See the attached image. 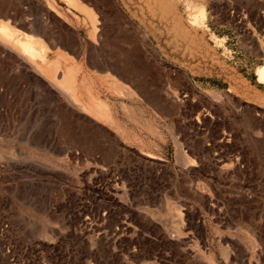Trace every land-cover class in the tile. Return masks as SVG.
I'll use <instances>...</instances> for the list:
<instances>
[{
  "label": "rangeland",
  "instance_id": "1",
  "mask_svg": "<svg viewBox=\"0 0 264 264\" xmlns=\"http://www.w3.org/2000/svg\"><path fill=\"white\" fill-rule=\"evenodd\" d=\"M156 1H145L151 16L172 12L173 0ZM243 2L177 0L179 25L187 18L193 27V57L165 24L140 25L147 42L177 62L178 87H163L162 96L193 104L130 103V90L99 78L75 80L73 67L59 73L56 59L0 38V264H264V182L259 194L250 184L235 185L230 191L243 194L229 199H203L214 184L191 182L192 169L202 178V163L249 178L250 157L264 175V146L247 144L264 138V104H253L257 119H249L242 103L262 90L249 87L257 62L241 53L238 25H219L213 9ZM199 7L203 23L192 25L189 16ZM65 8L60 0H0V23L28 35L31 49L45 54L52 39L47 15ZM75 9L89 21L92 40L101 37L95 24L103 27L107 54L118 43L108 35L111 23L113 33L122 32V46L135 47L137 25L132 30L110 15L96 23L92 9ZM133 71L129 66L125 76ZM212 95L226 98L220 110L197 104ZM217 112L221 143L241 145L242 155L211 150L189 160L188 146L200 149L213 138ZM193 163L198 167H184Z\"/></svg>",
  "mask_w": 264,
  "mask_h": 264
},
{
  "label": "crops",
  "instance_id": "2",
  "mask_svg": "<svg viewBox=\"0 0 264 264\" xmlns=\"http://www.w3.org/2000/svg\"><path fill=\"white\" fill-rule=\"evenodd\" d=\"M60 1L66 5V8L65 10L61 9L59 15H53L51 13L47 15L46 26L52 33V39H44L48 46V49L45 51V57L49 60L56 59L58 61L57 72L60 73L63 68L70 66L75 70V80L80 75L81 79L99 78L108 83L112 82L116 87L126 88L128 90H125L126 93L131 91L129 96L130 103L150 105L164 104L170 106L178 102L187 104H193L195 102L188 97L176 99L172 96H162L161 90L163 87L170 89L178 87L179 70L177 62L172 61L171 57L169 59L162 50L155 46L153 47L150 42H147L149 39L146 34L139 30L140 25L147 22L163 23L170 30L171 34H174V39H181L186 50H191L188 55L193 57V27L187 23V18L185 26L179 25L181 22H179L180 19L177 15V0L171 1L173 4L172 12L164 17L161 16L160 12L158 16L157 14L155 16L150 15V11L145 7V1L150 3L151 0H72L73 4H69L70 6L64 0ZM159 2L160 0L157 3ZM133 5H136V9ZM158 5H161V3ZM74 7H79V9L84 12H89L90 10L88 9H92L95 13L96 23L98 22V18L103 16L108 17L110 15L112 17L111 20L118 17L121 22L127 24L132 30H134L133 24L137 25L138 27L136 26L134 30L135 36L138 38V41L134 44L135 47H130V43L123 47L122 40H120L122 39V32L118 31L117 33H113L111 31V24L113 23H111L108 35L113 37L114 40H118V43L117 48H113V50L111 52L108 51L110 53L107 54L106 48L101 46L102 44L100 43L103 41V33L106 34L105 31L100 32V27L102 26H97V24H95L98 33H101V37H99L98 40H92L89 32V21ZM120 8L124 14L119 11ZM213 9L216 23L219 25L222 23H232L235 25V28L236 25H238L240 28L238 38L244 42V47L240 48L241 53L245 57L250 58L251 61L256 60L257 62L251 69L254 85H250L249 87H257L262 90L256 95H250L242 99V103L246 105L245 107L248 109L247 106H249L251 110L248 112L249 119H257V113L252 110L254 109L252 105L258 103L264 104V0H245L243 3H230V5L221 3V5L213 6ZM147 17H149V19H147ZM189 22L191 23L190 19ZM211 34L213 33L208 32V38L216 40L217 36L215 34L212 36ZM126 39L131 41L130 38ZM218 39L221 40V38ZM189 62L190 61L187 59L186 72L191 71ZM129 66H131L134 71L132 75L126 77L125 71L129 69ZM258 71L260 74H258ZM130 79H132L131 84L129 83ZM181 80L185 81L182 76ZM184 85L185 87L188 86L187 81H185ZM135 87H138V90L135 89ZM225 99L224 96L212 95L207 99L196 102L199 105L204 104L212 107V105L217 106L224 104L226 102ZM239 100L240 99H236L235 101L239 102ZM217 107L220 110L221 107ZM199 108L204 109L202 106L197 107V109ZM190 114L191 118L194 119V109ZM196 114H198V112H196ZM218 114L217 112L215 120L212 121L215 134L212 139H209L210 143H207V140L203 139L200 149H194L188 146L186 152L189 160H196V162H199L205 158L203 153H211V150L216 151L220 156H228L230 158L242 155L241 145H235L233 146V150H231L227 149L229 145L221 143L224 137L222 136L223 132H221V127L219 125V120H221V118L219 119ZM259 118H264L262 112ZM209 126L208 124V128H202L205 131L204 133H207V129L209 131ZM262 134L264 135V132ZM247 144L253 147H258L260 145L264 146V138L261 141L255 137ZM250 159L251 157L245 166L250 171L249 178L246 177L243 179V177H241L242 175L237 173L239 169L233 170L232 174H230L229 171L223 170V168H220L218 171L209 170L211 167H214V165H212V163H207V165L202 163L200 165L202 178L199 177L198 170L192 169L193 176L191 182L194 184L199 182L214 184L216 190L213 192H203V199L236 198L239 193H243L239 190L230 191L231 187L238 185L241 188L242 184H250L252 187L255 186V193L259 194L260 185L264 182V175L261 172L262 168L256 165L257 163L255 160L250 161ZM188 166L198 167L194 165V163L184 167ZM204 175L205 177L208 176V178H205ZM235 213L236 212H234V214ZM240 214L242 215V212Z\"/></svg>",
  "mask_w": 264,
  "mask_h": 264
},
{
  "label": "bare ground",
  "instance_id": "3",
  "mask_svg": "<svg viewBox=\"0 0 264 264\" xmlns=\"http://www.w3.org/2000/svg\"><path fill=\"white\" fill-rule=\"evenodd\" d=\"M65 1L69 2L70 4H73L72 0H65ZM203 18H204V9L202 7H199L195 13H192L189 16L191 23L193 25H197V26H199L203 23ZM0 38L3 40L12 41L13 43H16L17 46L23 48V50L25 51L26 54L29 53L32 56H34V55L45 56L44 53L33 51L34 48L31 49L32 47L30 46V44H28L31 38L28 35H26L24 37H20V33H17L13 30H9L7 28V24H4V23L1 24L0 23ZM258 74H260V72Z\"/></svg>",
  "mask_w": 264,
  "mask_h": 264
}]
</instances>
